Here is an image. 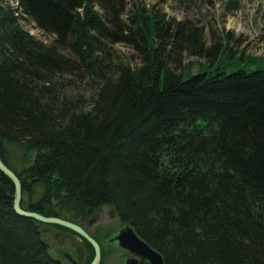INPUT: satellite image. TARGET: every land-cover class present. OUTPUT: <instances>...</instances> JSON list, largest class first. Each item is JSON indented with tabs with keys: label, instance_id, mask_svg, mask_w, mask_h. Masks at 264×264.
<instances>
[{
	"label": "trees",
	"instance_id": "16d2710c",
	"mask_svg": "<svg viewBox=\"0 0 264 264\" xmlns=\"http://www.w3.org/2000/svg\"><path fill=\"white\" fill-rule=\"evenodd\" d=\"M14 3L0 0V158L9 167L5 141L36 149L27 177L14 173L22 192L46 187L21 206L60 218L113 207L165 264H264V66H215L258 56L137 4L122 18L124 0ZM184 50L197 60L183 65ZM82 82L95 89L86 104ZM13 194L0 171V264H64Z\"/></svg>",
	"mask_w": 264,
	"mask_h": 264
},
{
	"label": "rangeland",
	"instance_id": "374dc122",
	"mask_svg": "<svg viewBox=\"0 0 264 264\" xmlns=\"http://www.w3.org/2000/svg\"><path fill=\"white\" fill-rule=\"evenodd\" d=\"M10 1L16 5L14 0ZM124 4L125 9L121 15L122 18L128 16L130 9L135 10L134 5L137 4L144 10L145 15L149 13H155L156 16L163 15L167 21L175 20L187 30L195 27L198 30L200 40L206 45L211 44L222 33L229 31L232 34V42H229L228 45L234 51L238 52L242 49L245 55L258 56L255 61H244L236 57L237 60H229L219 65L215 64L219 70L223 69V71L229 73L241 67L246 70H253L258 66H264V0H124ZM21 25L43 43L49 44L53 40L52 35L40 31L31 21H22ZM114 51L130 66H138L140 57L137 52L127 45L123 43L115 44ZM197 58L187 50H184L179 57L183 65L197 60ZM213 67L214 65L206 68V70H212ZM193 72H195V67H193ZM93 92H95V89L90 88L87 82H82L76 93V98H81L80 101L84 104L89 103V96ZM2 146L6 152L10 169L13 172L15 171L19 177L26 178V168L31 164L36 149L26 143H9L6 141L2 142ZM45 188L42 182H38L33 186L32 193L22 192V205L25 206L30 200L36 201L39 199ZM53 202L58 203L55 200ZM37 224L42 238L50 244L51 249L61 244L69 245L68 243L71 240L80 243L81 237L77 235L76 238L75 234L65 227L39 221ZM78 256L80 259L85 258L81 257L80 253ZM85 259L87 261V258Z\"/></svg>",
	"mask_w": 264,
	"mask_h": 264
},
{
	"label": "flooded vegetation",
	"instance_id": "af4514ba",
	"mask_svg": "<svg viewBox=\"0 0 264 264\" xmlns=\"http://www.w3.org/2000/svg\"><path fill=\"white\" fill-rule=\"evenodd\" d=\"M61 219L67 220L82 228L98 244L100 253L98 264H151V262L142 255L120 245L117 236L122 229L130 225L121 220L115 208L102 205L96 207L94 210L91 208L86 209V216L84 217H65ZM72 232L75 234L74 236L76 238L78 236L82 237L76 232ZM87 242L89 243V241ZM68 244L69 245L61 244L51 249L53 255L62 263L90 264L92 262L95 256V250L91 243H89L91 249L82 239H80V243L71 240ZM79 253L82 255L81 257L87 258V261L85 258L80 259L78 256Z\"/></svg>",
	"mask_w": 264,
	"mask_h": 264
},
{
	"label": "water",
	"instance_id": "95a60500",
	"mask_svg": "<svg viewBox=\"0 0 264 264\" xmlns=\"http://www.w3.org/2000/svg\"><path fill=\"white\" fill-rule=\"evenodd\" d=\"M0 171L6 175L13 184L14 194H13V210L16 214L21 217L34 219L39 222L47 224H56L65 227L69 230L76 232L85 238L89 243H91L95 250V256L90 264H98L99 262V246L98 244L79 226L61 219L59 217H44L39 213L29 211L21 207L22 198V186L17 175L6 166L0 158ZM121 246L142 255L144 258L148 259L151 264H164L163 257L156 250L152 249L144 240L139 238V236L134 232L131 226H126L122 229L117 236ZM129 264V263H128Z\"/></svg>",
	"mask_w": 264,
	"mask_h": 264
},
{
	"label": "bare ground",
	"instance_id": "6f19581e",
	"mask_svg": "<svg viewBox=\"0 0 264 264\" xmlns=\"http://www.w3.org/2000/svg\"><path fill=\"white\" fill-rule=\"evenodd\" d=\"M9 179V178H8ZM37 213V212H36ZM45 217V216H44ZM54 225H56V224H54ZM83 239H85V238H83Z\"/></svg>",
	"mask_w": 264,
	"mask_h": 264
}]
</instances>
